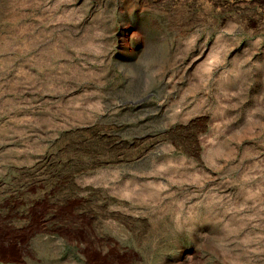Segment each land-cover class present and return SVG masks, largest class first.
<instances>
[{
  "label": "rangeland",
  "instance_id": "1",
  "mask_svg": "<svg viewBox=\"0 0 264 264\" xmlns=\"http://www.w3.org/2000/svg\"><path fill=\"white\" fill-rule=\"evenodd\" d=\"M0 264H264V0H0Z\"/></svg>",
  "mask_w": 264,
  "mask_h": 264
}]
</instances>
